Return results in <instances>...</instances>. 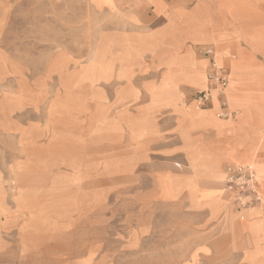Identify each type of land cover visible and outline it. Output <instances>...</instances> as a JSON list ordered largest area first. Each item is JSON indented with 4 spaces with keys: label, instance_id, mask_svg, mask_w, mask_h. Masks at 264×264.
<instances>
[{
    "label": "rangeland",
    "instance_id": "374dc122",
    "mask_svg": "<svg viewBox=\"0 0 264 264\" xmlns=\"http://www.w3.org/2000/svg\"><path fill=\"white\" fill-rule=\"evenodd\" d=\"M252 1L206 7L216 23L221 3L231 11L221 32H263ZM124 4L0 0V178L21 204L20 229L35 230L3 232L0 264H264V232H247L244 211L258 204L241 206V190L225 185L226 168L236 165H211L213 152L192 139L194 121L176 111L195 108L203 118L211 104L199 106L201 90L189 85L168 81L154 91L175 75L166 69L169 46L158 48L161 62L152 46L139 58L123 40L163 20L148 9L134 21ZM186 41L179 55L187 49L208 68L215 44ZM125 103L131 120L147 118L132 127L150 123L145 137L131 139ZM226 105L232 114L223 117L218 99L217 120L237 113ZM224 203L230 211L220 214Z\"/></svg>",
    "mask_w": 264,
    "mask_h": 264
},
{
    "label": "crops",
    "instance_id": "0c3cea01",
    "mask_svg": "<svg viewBox=\"0 0 264 264\" xmlns=\"http://www.w3.org/2000/svg\"><path fill=\"white\" fill-rule=\"evenodd\" d=\"M124 1L125 4L122 5L121 9L128 6L131 19L134 21L137 16L133 13L142 15L148 9L156 19L161 18L163 20V23L157 28L133 31L128 33V38L123 40L126 43L127 41L130 42L131 45L128 48L132 45L136 48L135 55L137 54L139 58L142 57V52L149 51L148 46H152L150 49L154 50L151 53L161 62L163 59L157 53L158 48L165 44L169 46L168 54L171 60L166 64V69H173L175 75L169 79H163V84L160 82L158 87L155 88V92L165 90L164 85L169 83L168 81H171L170 84L176 82L177 87L181 84L184 86L189 85L201 91L207 88L205 61L195 59L193 67L182 70L178 66V61L181 57L183 59L187 56L189 50L186 49L184 55H179V52L181 48L186 47V43H189L186 41L187 39L192 43L211 42L215 44L214 60L217 65L227 69L228 101H226L228 107L230 103L232 108H235L231 111L237 113L232 115L230 118L232 120L220 121L216 119L218 98L217 103H215L212 94L213 91H217L216 88H211L212 101L202 105L211 104V107L205 108L204 111L206 112L203 113V118L199 114L197 115V112L186 115L180 109H176V111L183 120L194 121L193 131L190 132L192 139L196 141L200 138L198 143L213 152V160L217 164L216 166L219 167V172L225 164L231 165L228 158L231 151L232 162L236 163L234 167L253 172L256 180L255 188L260 201L258 205L244 210L245 215L248 217L247 232H264V31L261 32L255 30V28L246 31L240 27L239 30L235 28V30L228 33L221 32L220 30L227 26L228 23L225 22L229 13H231L222 3L217 9L220 21L216 23L208 15L206 0H196V3L188 8L184 7L187 0H141L138 3L134 0ZM252 4L258 9V12L253 13L254 15L258 17L264 15L262 14L264 12V0H253ZM231 49L235 51V56L229 57V50ZM258 55L263 58H259ZM129 71L126 68L120 74H123L125 78ZM184 71L203 72L205 78L194 82H181V75ZM123 115L125 122L129 125L128 130L132 140L143 138L149 133V122L139 127H132L129 124L137 122V120L142 123L147 118L137 117L131 120L132 116L127 103H125ZM195 116H199V119H192ZM218 117H220L219 114ZM203 131H208L207 138L210 142L213 140V148L210 145L208 146L205 139H202L201 132ZM236 158L237 160H235ZM19 190L24 189L18 186L17 192ZM219 211L220 214L223 212L228 213L230 211L229 204L224 203ZM20 217L25 218L21 216V204L15 201L14 195L11 198L7 195L0 178V238L3 232H35L32 226L21 230L20 227L23 222L20 224ZM33 218L44 219L39 215L33 216ZM1 245L0 240V247Z\"/></svg>",
    "mask_w": 264,
    "mask_h": 264
},
{
    "label": "built area",
    "instance_id": "2783aa9c",
    "mask_svg": "<svg viewBox=\"0 0 264 264\" xmlns=\"http://www.w3.org/2000/svg\"><path fill=\"white\" fill-rule=\"evenodd\" d=\"M205 53L212 56V51L210 49L206 50ZM206 78L208 86L197 94V104L202 106L210 101L212 99L211 88H218L217 98L221 100V106L223 110H225V112L221 113V116H230L232 112L227 111L226 100L224 98V89L228 85L227 70L217 65L213 59L209 62ZM225 174V185L227 188L241 190L236 194V200L241 206L253 203L258 204L260 198L255 188V176L251 170H237V168L229 166L226 168Z\"/></svg>",
    "mask_w": 264,
    "mask_h": 264
},
{
    "label": "bare ground",
    "instance_id": "6f19581e",
    "mask_svg": "<svg viewBox=\"0 0 264 264\" xmlns=\"http://www.w3.org/2000/svg\"><path fill=\"white\" fill-rule=\"evenodd\" d=\"M246 3V2H245ZM186 12V11H185ZM176 19V18H175ZM172 25V24H171ZM195 64V58L193 56V54L191 52L188 53L187 56H185L183 59L181 57V59H179L178 61V66L179 68H181L182 70H185V69H189L191 67H193ZM182 78L180 81H189V82H194L198 79H204V75L203 73H198V72H194V71H184V73L181 75ZM173 83H176V82H173ZM217 91H214L213 92V95H216L217 96V93H218V88H216ZM212 95V94H211ZM225 96H226V100L228 101V94H227V91L225 92ZM173 97H175L176 99H178V96H177V93L176 92H173ZM226 101V102H227ZM228 103V102H227ZM229 106L232 107V105L229 103ZM229 109V108H228ZM196 112L195 108H193V113ZM209 146V144H208ZM200 147H203V145L200 143ZM231 153L232 151L230 152V154H228V158H229V161L231 164H234L236 165L235 162H232V157H231ZM237 160V158L235 159ZM238 162V161H237ZM239 163V162H238ZM211 165L213 166H216L217 164L215 162H213ZM238 165V164H237ZM216 169H219L218 166L215 167ZM251 169V168H250ZM195 171V170H193Z\"/></svg>",
    "mask_w": 264,
    "mask_h": 264
}]
</instances>
